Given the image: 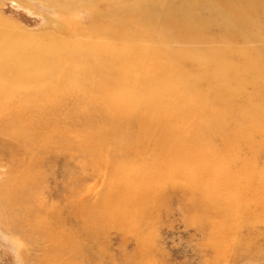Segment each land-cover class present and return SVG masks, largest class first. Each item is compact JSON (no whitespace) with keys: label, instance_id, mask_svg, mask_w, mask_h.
<instances>
[{"label":"bare ground","instance_id":"obj_1","mask_svg":"<svg viewBox=\"0 0 264 264\" xmlns=\"http://www.w3.org/2000/svg\"><path fill=\"white\" fill-rule=\"evenodd\" d=\"M260 13L264 0H139L129 8H110L100 19L94 16L88 29L61 26L74 39L59 31L44 39L30 36L0 16V95L10 97L6 108L16 102L13 97L33 105L32 95H19L16 89L36 82L35 92L87 98L85 107L99 105L104 123L118 129L100 141L101 147L95 137L87 138L91 156L113 153L109 161L115 176L104 206L77 210L86 232H103L117 221L147 244L143 211L155 204L159 210L179 190L182 199L200 209L212 203L209 209L219 213L221 205L227 206L231 215L222 218L234 221L237 235L248 230L251 239L264 240L259 232L264 231V95L256 91L264 80V57L245 61L241 68L220 59L227 47L264 43V28L256 30ZM210 26L216 28L211 36L206 34ZM23 118L0 112V133L10 138L11 120ZM71 146L68 142L62 148ZM20 185L0 197L22 192ZM75 211L67 202L52 218L71 252ZM44 228L50 244L62 239Z\"/></svg>","mask_w":264,"mask_h":264},{"label":"rangeland","instance_id":"obj_2","mask_svg":"<svg viewBox=\"0 0 264 264\" xmlns=\"http://www.w3.org/2000/svg\"><path fill=\"white\" fill-rule=\"evenodd\" d=\"M73 1H63L64 7L69 6L63 10L62 4L58 6L46 0H0V16L30 36L44 39L59 31L62 36L74 39L76 36L71 31H62L61 26L73 23L74 28L88 29L95 22L94 16L100 19L99 14L105 16L110 8H129L139 0ZM263 18L260 13L261 24L256 25V30L264 28ZM214 33L216 28L210 26L206 34ZM259 57H264V43L247 41L227 47L220 59L227 58L241 68L245 61ZM37 89L36 82L21 84L16 89L19 95H32L34 104L30 107L13 97L16 102L6 108L10 97L0 95V112L24 115L23 119L11 120L10 138L0 133V195L18 184L24 189L11 192L10 199L0 197V264H41L40 259L44 264H62V261L65 264H264V240L251 239L253 232L248 235V230L243 232L244 236L239 231L237 235L234 221L222 218L231 215L227 206L221 205L219 213L209 209L212 203L203 204L200 209L182 199L179 190L163 200L159 210L157 204L149 205L146 212L142 210L145 214L142 223L147 228L143 229L142 237L148 239L147 244H142L140 235L133 230H122L117 221L94 234L98 238L86 232L80 221L83 214L78 215L77 210L104 206L103 196L115 176L109 161L113 153L108 150L101 159L91 156L86 150L87 138L95 137L101 147L100 141L107 140L118 129L111 130L104 123L99 105L86 108L83 100L87 98L63 97L51 90L35 92ZM256 91L264 95V80L257 82ZM46 99L62 102L49 105ZM68 142L72 146L65 151L62 146ZM71 201L76 210L71 216L75 217L72 233L77 241L73 252L67 250L62 229H56L53 222L56 212ZM62 215L66 218L65 213ZM46 226L52 235H62V241L50 244L45 239ZM56 252L60 255L55 256ZM51 255L53 263L49 259Z\"/></svg>","mask_w":264,"mask_h":264}]
</instances>
